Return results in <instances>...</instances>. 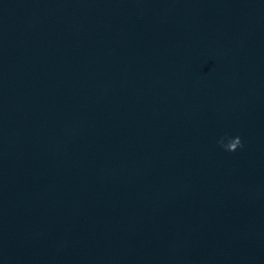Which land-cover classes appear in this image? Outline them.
<instances>
[{
    "label": "water",
    "instance_id": "1",
    "mask_svg": "<svg viewBox=\"0 0 264 264\" xmlns=\"http://www.w3.org/2000/svg\"><path fill=\"white\" fill-rule=\"evenodd\" d=\"M0 264H264V0H0Z\"/></svg>",
    "mask_w": 264,
    "mask_h": 264
},
{
    "label": "clouds",
    "instance_id": "2",
    "mask_svg": "<svg viewBox=\"0 0 264 264\" xmlns=\"http://www.w3.org/2000/svg\"><path fill=\"white\" fill-rule=\"evenodd\" d=\"M219 143H220V146H221L224 150H226V151H228V152H233V151H235L238 147L242 146V145H241V140H240L239 137H236V138H234V139L229 138V139L227 140V143H224L223 140H221Z\"/></svg>",
    "mask_w": 264,
    "mask_h": 264
}]
</instances>
